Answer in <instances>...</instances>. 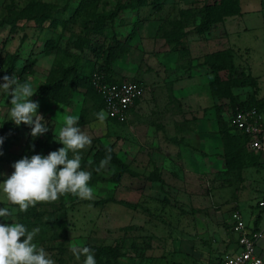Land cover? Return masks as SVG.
<instances>
[{"label":"rangeland","instance_id":"rangeland-1","mask_svg":"<svg viewBox=\"0 0 264 264\" xmlns=\"http://www.w3.org/2000/svg\"><path fill=\"white\" fill-rule=\"evenodd\" d=\"M126 1L0 0V60L5 72L12 66L9 75L31 82L38 90L54 80L60 68L77 66L80 73L88 62L103 65L90 48H99L113 35L120 41L133 36L128 50L106 67V73L117 81H136L145 89L143 109L134 121L129 116L125 123L108 116L100 98L88 87L75 88L65 105L32 97L39 101L38 111L49 123V147L53 150L63 146L56 139L65 117H80L82 130L92 137V144L80 150L81 167L92 173L89 183L95 192L90 199L66 193L52 205L42 201L46 212L34 221L36 226L27 228L39 229L34 242L43 246L56 264H83L87 254L78 258L72 248L85 244L117 251L114 258H97V264H222L233 248L227 217L235 210L249 221V212L263 192L252 185L247 169L228 171L221 161L217 107L222 105L225 119L232 115V108L228 100L211 96L210 72L202 63L206 55L222 50V46L215 44L209 31L196 28L198 10L213 0H156L157 4L120 10L108 23L105 35H91L90 48H76L77 40L86 34L85 24L92 29L90 22L97 14L114 12ZM32 15L40 18H27ZM261 34L253 27L231 36L226 49L233 54L237 73L250 74V62L263 56L264 49L255 41ZM252 92L249 87L233 90L242 103ZM9 102L7 94L0 95V136L5 137L0 145V180L13 171L11 165L24 153L30 131L24 123L17 126L5 121ZM98 114L103 115L102 121ZM158 137L166 141L153 142ZM100 145L110 147L137 176L125 174L114 182L106 173H95L92 156ZM176 145L189 151L177 168L156 167L161 159L156 153H146V146H158L174 154ZM36 153L46 155L47 151ZM210 155L217 164L213 173L204 166ZM152 172L161 182L145 180ZM0 206L13 212V221L7 223L17 222L19 206L11 204L2 191ZM256 247L264 264V232Z\"/></svg>","mask_w":264,"mask_h":264},{"label":"trees","instance_id":"trees-1","mask_svg":"<svg viewBox=\"0 0 264 264\" xmlns=\"http://www.w3.org/2000/svg\"><path fill=\"white\" fill-rule=\"evenodd\" d=\"M157 4L156 0H127L125 3L119 5L114 12L103 11L97 14L96 19L91 26L88 24L84 25L85 35L80 37L75 46L78 50L83 51L86 47L90 48L91 35L99 36L105 35L108 23L113 21L117 12L123 9H136L147 5ZM81 7V6H79ZM197 14L200 16L197 30L200 32H208L214 25L223 22L228 17H233L240 14L239 0H213L212 2L206 1L202 4ZM48 16L44 18L47 19ZM30 20H38L40 17L27 16ZM43 18V20H45ZM65 24L66 22H62ZM185 37V33L181 34L180 40ZM133 36H130L125 41H120L114 35L106 42L102 43L99 48H90L91 51L96 54L97 58L103 61V65L88 62L85 64L79 73L77 66H71L68 68H60L58 70V76L45 84H43L36 92L35 96L48 98L55 101L58 104L65 105L69 103L71 93L77 87H88L100 98L97 92L94 90L91 84L92 74L96 71L104 74L107 82H117L106 71L109 69L112 63H114L119 57L122 56L127 50L130 41ZM179 40V41H180ZM174 42L173 40H169ZM54 46H49L46 49H54ZM12 64L14 58H11ZM1 62V60H0ZM203 66H206L211 74L209 81V92L214 99L228 100L229 105L232 108V114L239 110L255 108L257 113L262 117L264 116V97L257 98V80L250 74H244L238 72L233 61V54L230 50H220L205 56ZM80 67V66H79ZM108 69H107V68ZM12 66L5 72L4 70L0 73V77L10 73ZM250 87L253 89L252 94L248 97L245 102H239L237 97L233 94V90L236 88ZM101 100V98H100ZM101 103L103 104L102 100ZM221 107H217L219 112L218 118V133L222 140L223 145V158L224 165L228 171H240L248 169L249 167H257L259 162L258 156H256L251 150L247 148V143L250 140L249 135L242 131L234 130L230 125L229 121L224 118L221 114ZM264 122V120H263ZM31 130L29 131L24 153L19 155V159L23 156H31L39 150L50 152L53 149L49 147V139L51 137L50 132L39 135L35 138L31 136ZM43 136H47L45 138ZM35 145L33 148L32 145ZM111 155L109 163L97 169V165L103 157ZM92 166L94 172H103L109 175L114 182H119L123 175L129 174L131 176H137L135 172L130 170L127 165L123 164L117 154L110 148L103 145L95 148L92 156ZM147 182H161L159 176L150 173L145 177ZM66 194L61 195L59 198L64 199ZM37 202L34 206H30L29 209L24 212L18 209L17 222L25 224L26 227L36 226L34 221H39L46 211L42 209L43 203ZM46 202V201H43ZM54 201H47L46 204H53ZM45 204V205H46ZM50 205V204H49ZM45 207V206H44ZM255 208H261L259 203L254 206ZM255 231V230H253ZM55 238V236H53ZM93 251L97 258L105 257L106 259L114 258L118 255L117 251L111 247H93Z\"/></svg>","mask_w":264,"mask_h":264},{"label":"clouds","instance_id":"clouds-1","mask_svg":"<svg viewBox=\"0 0 264 264\" xmlns=\"http://www.w3.org/2000/svg\"><path fill=\"white\" fill-rule=\"evenodd\" d=\"M0 80V95L7 94L11 105L5 121L10 120L17 126L21 123L29 126L33 138L47 133L49 123L38 111L39 101L32 99L37 88L29 81L21 82L14 74H6ZM98 118L101 121L104 119L102 114H98ZM79 121L78 115H67L56 139L62 147L46 155L36 153L23 156L12 163L11 174L0 180V191L11 204L18 205L19 210L26 212L38 201H56L66 193L75 194L81 199L93 197L95 189L89 183L92 173L81 167L80 151L92 144V137L82 130ZM2 126L3 123H0ZM4 139V136H0V145H3ZM69 152L72 153L71 157ZM110 158V154L103 157L97 169L107 165ZM12 216L10 208L0 206V264H56L46 249L34 242L39 229L29 231L23 223H7ZM72 251L78 258L82 253L87 254L83 264H97L91 245L74 246Z\"/></svg>","mask_w":264,"mask_h":264},{"label":"crops","instance_id":"crops-1","mask_svg":"<svg viewBox=\"0 0 264 264\" xmlns=\"http://www.w3.org/2000/svg\"><path fill=\"white\" fill-rule=\"evenodd\" d=\"M239 6H240V14L228 17L223 22L218 23L214 25L210 30V37H214L215 44H220L222 46V50L229 48V41L232 35L239 34V32L246 33L250 30V28H256L262 32L260 36L255 37V41H259L262 48L264 49V0H239ZM245 26V27H243ZM253 26V27H252ZM250 27V28H249ZM261 39V40H260ZM235 46V45H234ZM233 46V47H234ZM237 48V47H236ZM239 49V48H237ZM262 55L260 56V59L256 61H251L249 65L250 66V75L254 77L257 80V98L264 97V51H262ZM210 72V71H209ZM243 72V71H241ZM211 76V74H210ZM163 81V79H161ZM155 82V81H154ZM155 85H157V82H155ZM159 85V84H158ZM157 85V86H158ZM248 88V87H246ZM250 88V87H249ZM144 96L141 100L137 101L134 106L130 109V118L134 121L137 118V113L143 109L144 103ZM231 116V115H230ZM229 116V118H230ZM228 118V119H229ZM227 119V120H228ZM264 119V116H263ZM171 137L169 138V140ZM159 140V141H158ZM166 140L165 138L162 140V137L155 138L153 142H161L164 143ZM152 142V143H153ZM171 142V141H170ZM263 142V149L255 152L254 154L258 156L257 159L259 164L257 167H249L245 172L246 175L249 177V180L251 181L252 185L256 187L257 191L263 192L262 197L255 203L254 206H256L260 201L264 202V136L262 138ZM172 143V142H171ZM178 146V145H176ZM167 149L163 147H147L146 146V153L151 152L155 155H157V158L161 159L159 164H155L156 167H161V169H165V166H169L170 168H177L179 162L185 159L187 156L188 148L185 146H178L176 147V151L174 154H170L166 151ZM216 154V152H214ZM211 154V152H210ZM175 156V158L170 156ZM209 162L207 163V166L204 164L205 167H207L208 172L213 173L217 170V164L211 159H214V156H208L207 157ZM221 159V158H220ZM222 163L223 159H221ZM168 163V164H167ZM202 167V166H200ZM174 171V170H173ZM174 173V172H173ZM253 208L250 210V219L245 220V224L249 227L251 230H255V232H264V206L261 208ZM255 209H258V211H254ZM241 213V212H240ZM243 217V216H242ZM227 229L228 232L233 236V242H232V252L230 255L236 252L237 250V237L236 234H234L231 231L230 226V216L227 217ZM256 251L258 255L261 257V253L256 247ZM262 258V257H261ZM263 260V259H262Z\"/></svg>","mask_w":264,"mask_h":264},{"label":"built area","instance_id":"built-area-1","mask_svg":"<svg viewBox=\"0 0 264 264\" xmlns=\"http://www.w3.org/2000/svg\"><path fill=\"white\" fill-rule=\"evenodd\" d=\"M3 70L4 66L0 62V73ZM91 84L103 102L105 113L119 123L127 122L130 109L145 95V89L140 83L136 81L107 82L105 76L98 71L92 74ZM263 120L255 108L239 110L228 119L229 125L234 130L249 135L250 140L247 146L253 152L263 149ZM259 206L263 207L264 202L260 201ZM230 226L237 237V250L222 264H262L263 260L256 251V242L262 233L249 229L241 213L235 210L230 215Z\"/></svg>","mask_w":264,"mask_h":264}]
</instances>
